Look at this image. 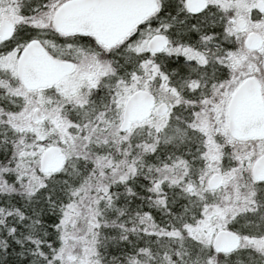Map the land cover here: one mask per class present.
<instances>
[{
    "label": "snow or ice",
    "instance_id": "1",
    "mask_svg": "<svg viewBox=\"0 0 264 264\" xmlns=\"http://www.w3.org/2000/svg\"><path fill=\"white\" fill-rule=\"evenodd\" d=\"M0 264H264V0H0Z\"/></svg>",
    "mask_w": 264,
    "mask_h": 264
}]
</instances>
